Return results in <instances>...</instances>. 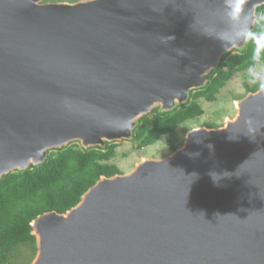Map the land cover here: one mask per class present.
Masks as SVG:
<instances>
[{
  "label": "water",
  "instance_id": "obj_1",
  "mask_svg": "<svg viewBox=\"0 0 264 264\" xmlns=\"http://www.w3.org/2000/svg\"><path fill=\"white\" fill-rule=\"evenodd\" d=\"M264 0H0V178L53 149L132 140L245 49ZM162 157L30 222L29 264H264V89Z\"/></svg>",
  "mask_w": 264,
  "mask_h": 264
},
{
  "label": "trees",
  "instance_id": "obj_2",
  "mask_svg": "<svg viewBox=\"0 0 264 264\" xmlns=\"http://www.w3.org/2000/svg\"><path fill=\"white\" fill-rule=\"evenodd\" d=\"M256 13L258 17L245 49L224 54L208 74L206 86L192 90L190 100L171 111L159 112L154 108V114L139 119L134 129L137 147L152 144L162 135H172L179 124L203 112L199 97L214 100L233 72L264 62V5L258 6ZM260 84L246 85L247 92L258 89ZM114 146L115 142H108L106 147L84 149L78 142H71L50 151L43 163L0 178V264H19L18 256L15 260L12 257L20 246L36 250L30 222L38 214L49 210L64 212L101 175L121 172L117 165L108 162L114 155ZM176 148L173 146L172 150Z\"/></svg>",
  "mask_w": 264,
  "mask_h": 264
},
{
  "label": "rangeland",
  "instance_id": "obj_3",
  "mask_svg": "<svg viewBox=\"0 0 264 264\" xmlns=\"http://www.w3.org/2000/svg\"><path fill=\"white\" fill-rule=\"evenodd\" d=\"M233 50L232 52H236ZM264 83V62L241 71H235L220 88L214 100H206L199 97L203 112L185 122L179 124L172 135H162L156 142L137 147V141L121 140L115 142L114 155L108 162L114 163L122 172L131 170L143 156L162 157L172 152V147L182 145L185 133L198 126H221L225 119L232 118L236 113L234 100L243 97L246 93V85ZM154 114V111L151 112ZM80 145V143L78 142ZM52 151V150H51ZM36 250L20 246L13 252V259L17 258L19 264H28L35 257ZM20 255V256H19Z\"/></svg>",
  "mask_w": 264,
  "mask_h": 264
},
{
  "label": "clouds",
  "instance_id": "obj_4",
  "mask_svg": "<svg viewBox=\"0 0 264 264\" xmlns=\"http://www.w3.org/2000/svg\"><path fill=\"white\" fill-rule=\"evenodd\" d=\"M228 2H229V7L231 9L230 15L233 18L238 17L242 11L244 0H228ZM260 87L261 89H264V83H261Z\"/></svg>",
  "mask_w": 264,
  "mask_h": 264
},
{
  "label": "flooded vegetation",
  "instance_id": "obj_5",
  "mask_svg": "<svg viewBox=\"0 0 264 264\" xmlns=\"http://www.w3.org/2000/svg\"><path fill=\"white\" fill-rule=\"evenodd\" d=\"M51 1H74V0H51ZM211 126V125H210ZM211 127H215V126H211ZM117 142V141H115ZM122 172V171H121Z\"/></svg>",
  "mask_w": 264,
  "mask_h": 264
}]
</instances>
